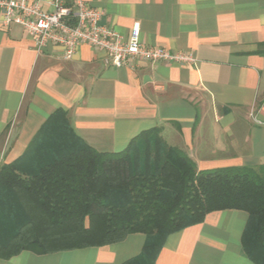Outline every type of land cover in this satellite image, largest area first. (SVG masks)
<instances>
[{
	"label": "crops",
	"instance_id": "crops-1",
	"mask_svg": "<svg viewBox=\"0 0 264 264\" xmlns=\"http://www.w3.org/2000/svg\"><path fill=\"white\" fill-rule=\"evenodd\" d=\"M85 1L125 38L139 21L142 42L197 61L118 66L88 43L67 59L63 46L39 49L21 24L5 27L0 16V167L21 157L60 112L99 151H121L158 128L199 170L264 165V0ZM248 221L241 209L209 212L170 234L155 264H257L243 245ZM146 239L137 232L101 246L24 250L0 264H124L141 255Z\"/></svg>",
	"mask_w": 264,
	"mask_h": 264
},
{
	"label": "trees",
	"instance_id": "trees-1",
	"mask_svg": "<svg viewBox=\"0 0 264 264\" xmlns=\"http://www.w3.org/2000/svg\"><path fill=\"white\" fill-rule=\"evenodd\" d=\"M224 209L249 213L244 249L264 264V165L199 170L158 128L121 151H99L60 112L21 157L0 167V257L101 246L141 232V255L124 264H155L170 234Z\"/></svg>",
	"mask_w": 264,
	"mask_h": 264
},
{
	"label": "built area",
	"instance_id": "built-area-1",
	"mask_svg": "<svg viewBox=\"0 0 264 264\" xmlns=\"http://www.w3.org/2000/svg\"><path fill=\"white\" fill-rule=\"evenodd\" d=\"M52 9L42 8L40 0H0V16L5 27L21 24L36 41L39 49L48 43L64 47V57L72 58L78 48L88 43L107 52L113 64L126 65L132 59L151 62L190 64L197 61L191 52H175L141 41V23L136 21L129 38L100 23L102 12L85 0L67 4L65 0H48Z\"/></svg>",
	"mask_w": 264,
	"mask_h": 264
}]
</instances>
